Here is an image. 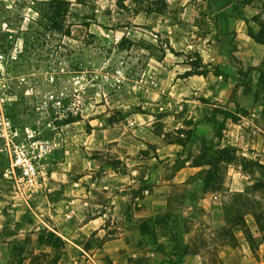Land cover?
Returning <instances> with one entry per match:
<instances>
[{
  "label": "rangeland",
  "instance_id": "1",
  "mask_svg": "<svg viewBox=\"0 0 264 264\" xmlns=\"http://www.w3.org/2000/svg\"><path fill=\"white\" fill-rule=\"evenodd\" d=\"M48 1L0 0V264H264L252 215L255 253L223 234L224 201L253 183L241 166L221 167L215 193L209 166L167 184L160 208V180L209 147L264 165V58L250 47L264 50L250 35L264 36V2L239 41L228 11L251 0H63V31L40 14ZM29 162L34 199L19 193ZM100 216L104 231L82 230ZM45 231L64 244L39 245Z\"/></svg>",
  "mask_w": 264,
  "mask_h": 264
},
{
  "label": "trees",
  "instance_id": "2",
  "mask_svg": "<svg viewBox=\"0 0 264 264\" xmlns=\"http://www.w3.org/2000/svg\"><path fill=\"white\" fill-rule=\"evenodd\" d=\"M47 9L45 12L40 13L45 19H47L52 26L53 31H63L64 23L67 21L69 16L71 3L63 0H50L46 3ZM71 31L68 30L64 33L65 36H70ZM250 35L257 42L264 45V36L262 33H251ZM127 42L122 41V44ZM154 48L157 46L151 45ZM120 48L124 49L123 46ZM264 65V63H263ZM205 75L204 73H201ZM239 74L241 77L244 73L240 70ZM263 74V72H262ZM241 112H246L244 109ZM222 115L225 119H231L237 121V114L229 111H215V115ZM218 138L221 135H217ZM208 151L213 152V156L210 160H204L196 158L193 162V167H204L209 166V169L202 171L204 178V191L206 193H215L219 189L215 187L220 183L219 170L222 166L237 165L243 168V171L251 174L253 183L245 187L243 192H230L227 201L223 203V216L225 218L226 226L223 229L224 235H233L235 231L243 233L248 240L251 250L255 253V243L258 238L255 237L252 230L249 228L247 223V216L252 215L255 219L259 232L260 238L264 239V165L259 161H254L246 157H239L236 152L228 148H220L219 146L209 147ZM48 238L40 237L39 245L51 246L52 241L55 243L64 242L53 233L44 232ZM22 243V241H20ZM19 243V244H21ZM21 254L24 252L23 248H18Z\"/></svg>",
  "mask_w": 264,
  "mask_h": 264
},
{
  "label": "crops",
  "instance_id": "3",
  "mask_svg": "<svg viewBox=\"0 0 264 264\" xmlns=\"http://www.w3.org/2000/svg\"><path fill=\"white\" fill-rule=\"evenodd\" d=\"M236 1L238 2V0H235V2ZM233 2H234V0L233 1L230 0V4H233ZM263 2H264V0H251L250 2L240 4V5H242L241 6L242 8L239 12H234L233 10L228 11L234 15V18H237V20H235V21L237 22L238 27H236L234 29L235 30L234 32L238 35L239 41H243L244 39H246L247 34H248V27L246 26V24L244 26L243 18L244 17L245 18H254V17L258 16L262 11ZM239 22H241V23H239ZM255 44H256L255 42L250 43V47L252 48V50H254L253 55H255V49H256V51H258L257 57L260 58L259 59L260 61H262L264 58V50H262L258 44H256V45ZM255 46H257V47H255ZM259 51H260V54H259ZM200 169H201V167H191L188 165L187 167L180 169L171 179L160 180V208L165 209V207H166L165 202L163 203V201H161V200H163V198H165V199L167 198L166 195H162V193H165L167 188L169 187V185H167V184H186L188 179L195 176L196 173ZM118 182L119 181H116L113 184L118 185L119 184ZM79 193H81V195H79V196H81L82 199L74 200L73 202L74 203L75 202L76 203L82 202L81 209L83 210L86 208L85 205L89 204V202L86 199L89 198L91 193L86 191V190L85 191L79 190ZM69 203L70 202H67L65 207H67V205H70ZM83 221H85V217H83ZM103 221H104L103 216L89 219L88 221L83 223L82 230L90 231L91 233L99 231V233H100V232L104 231V228H102Z\"/></svg>",
  "mask_w": 264,
  "mask_h": 264
},
{
  "label": "built area",
  "instance_id": "4",
  "mask_svg": "<svg viewBox=\"0 0 264 264\" xmlns=\"http://www.w3.org/2000/svg\"><path fill=\"white\" fill-rule=\"evenodd\" d=\"M18 168L20 170L19 181L24 187L23 190L20 188V195L28 199H34L42 194L44 185L40 177L39 168L36 164L29 162L27 164H20Z\"/></svg>",
  "mask_w": 264,
  "mask_h": 264
}]
</instances>
